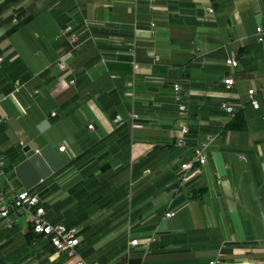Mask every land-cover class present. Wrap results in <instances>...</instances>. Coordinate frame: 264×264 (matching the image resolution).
Wrapping results in <instances>:
<instances>
[{
    "label": "crops",
    "instance_id": "0c3cea01",
    "mask_svg": "<svg viewBox=\"0 0 264 264\" xmlns=\"http://www.w3.org/2000/svg\"><path fill=\"white\" fill-rule=\"evenodd\" d=\"M262 22L264 0H0V190L31 189L47 222L79 230L70 257L11 210L0 264H264V96L247 102L264 89ZM68 24L75 48L55 40ZM174 83L188 105L182 146ZM223 101L240 106L243 128L229 127ZM207 136V163L181 181Z\"/></svg>",
    "mask_w": 264,
    "mask_h": 264
},
{
    "label": "built area",
    "instance_id": "2783aa9c",
    "mask_svg": "<svg viewBox=\"0 0 264 264\" xmlns=\"http://www.w3.org/2000/svg\"><path fill=\"white\" fill-rule=\"evenodd\" d=\"M214 18V9L212 6L208 5L204 7V16L205 21H211ZM55 40H64L71 48H75L78 45V34L74 31L72 25H66L56 36ZM254 40L260 45L262 52H264V22L260 23L255 27L254 30ZM2 58H0V61ZM158 57H154V61H158ZM225 65L230 68H235L237 62L232 57H229L225 60ZM56 65L61 71H68L66 61L60 57L56 61ZM71 85L75 83L74 79H71L69 82ZM223 84L226 89H230L233 85V79L230 76H227L223 79ZM128 86L132 88V83H128ZM20 87V84L15 83L14 88L17 90ZM33 95L37 94V91L32 92ZM260 94L264 96V89H249L247 91V102L253 109H258L260 107L259 100L257 95ZM171 98L173 103L176 106L178 117L180 122V136L176 139L175 143L177 146H182L184 144V136L188 133V105L184 98L182 87L178 83L172 84ZM240 106L231 104L227 101H223L220 104V109L228 116H232ZM133 118H136V115H132ZM115 123H119L121 118L119 116L115 117L113 120ZM88 129H92V125L87 126ZM214 136H207L205 140L199 143L192 150V155L189 160L182 163L180 166V180L184 181L188 174L196 166H203L208 161L210 144L213 141ZM64 145L58 148V151L62 152L64 150ZM241 158H243L241 156ZM244 159V158H243ZM7 159L0 155V170L3 171L4 165L6 164ZM22 210L30 216L29 225L33 234L38 235L42 238H45L49 241L52 247L58 253H65L66 255L73 257L76 255V246L79 243L78 232L76 228H67L61 223L51 224L44 219V207L40 197L33 192L31 189H22L16 192L11 198L6 197V195L0 190V218L5 221V224L10 228L13 224V221L9 217L11 210ZM174 216V212H168L165 214V217ZM154 239L146 240L142 243V247L147 249L150 243ZM138 244L137 240L130 241L131 246ZM72 264H88L77 258L73 261ZM207 264H224L223 260L220 257H216Z\"/></svg>",
    "mask_w": 264,
    "mask_h": 264
},
{
    "label": "trees",
    "instance_id": "16d2710c",
    "mask_svg": "<svg viewBox=\"0 0 264 264\" xmlns=\"http://www.w3.org/2000/svg\"><path fill=\"white\" fill-rule=\"evenodd\" d=\"M229 127L233 128V129H238V128H243L244 127V119L243 117L240 115V111H236L233 115H232V119L229 123ZM29 234H33L31 227L29 226ZM35 235V234H33Z\"/></svg>",
    "mask_w": 264,
    "mask_h": 264
},
{
    "label": "rangeland",
    "instance_id": "374dc122",
    "mask_svg": "<svg viewBox=\"0 0 264 264\" xmlns=\"http://www.w3.org/2000/svg\"><path fill=\"white\" fill-rule=\"evenodd\" d=\"M15 5H16V4H13V6H15ZM25 26H27L29 32L33 30V26H31V29H30V26H29L28 24L25 25ZM31 34H32V35L34 34L33 31H32Z\"/></svg>",
    "mask_w": 264,
    "mask_h": 264
}]
</instances>
